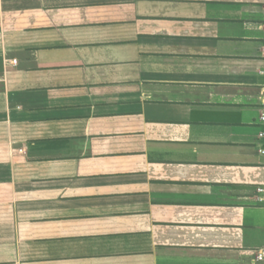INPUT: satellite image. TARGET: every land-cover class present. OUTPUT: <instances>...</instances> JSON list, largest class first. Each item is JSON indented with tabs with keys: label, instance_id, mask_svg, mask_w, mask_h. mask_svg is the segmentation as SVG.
<instances>
[{
	"label": "crops",
	"instance_id": "obj_1",
	"mask_svg": "<svg viewBox=\"0 0 264 264\" xmlns=\"http://www.w3.org/2000/svg\"><path fill=\"white\" fill-rule=\"evenodd\" d=\"M263 113L264 0H0V264H264Z\"/></svg>",
	"mask_w": 264,
	"mask_h": 264
},
{
	"label": "built area",
	"instance_id": "obj_2",
	"mask_svg": "<svg viewBox=\"0 0 264 264\" xmlns=\"http://www.w3.org/2000/svg\"><path fill=\"white\" fill-rule=\"evenodd\" d=\"M261 120L264 122V113L261 115ZM260 134H261V136L264 137V131H262ZM261 152L264 153V148H261ZM260 190H262V189H260ZM258 259L259 260H264V251H262V250L259 251Z\"/></svg>",
	"mask_w": 264,
	"mask_h": 264
}]
</instances>
